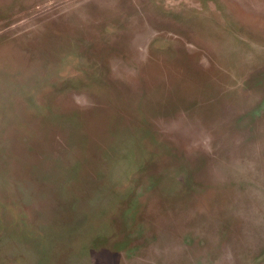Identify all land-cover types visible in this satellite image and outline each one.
I'll list each match as a JSON object with an SVG mask.
<instances>
[{"label":"rangeland","instance_id":"obj_1","mask_svg":"<svg viewBox=\"0 0 264 264\" xmlns=\"http://www.w3.org/2000/svg\"><path fill=\"white\" fill-rule=\"evenodd\" d=\"M0 264H264V0H0Z\"/></svg>","mask_w":264,"mask_h":264}]
</instances>
